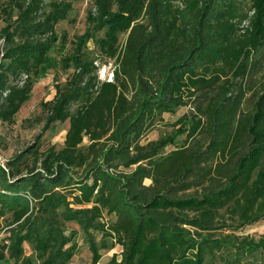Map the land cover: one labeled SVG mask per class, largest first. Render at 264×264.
<instances>
[{"label": "trees", "instance_id": "16d2710c", "mask_svg": "<svg viewBox=\"0 0 264 264\" xmlns=\"http://www.w3.org/2000/svg\"><path fill=\"white\" fill-rule=\"evenodd\" d=\"M239 2L93 0L84 32L63 58L74 73L43 106V130L68 121L63 146L40 151L35 143L0 165V261L70 264L76 232H67L68 223L84 233L92 264L115 246L120 253L107 264H206L223 249L241 264L264 253V235L255 241L233 233L264 220V93L253 113L239 114V79L264 48V0L250 5L251 17L240 15ZM71 9L69 0H0L1 123L14 121L32 77L51 66L55 25ZM246 18L250 26L240 34ZM90 40L98 59L114 61L109 82L98 79L96 60L84 51ZM228 73L231 80L218 83ZM212 88L216 93L197 108L202 120L140 143L183 105L185 91ZM200 129L206 143L190 145ZM182 133L186 143L162 155ZM105 214L115 221L104 223ZM219 230L231 233L213 234Z\"/></svg>", "mask_w": 264, "mask_h": 264}, {"label": "rangeland", "instance_id": "374dc122", "mask_svg": "<svg viewBox=\"0 0 264 264\" xmlns=\"http://www.w3.org/2000/svg\"><path fill=\"white\" fill-rule=\"evenodd\" d=\"M3 2V0H1ZM72 9L67 18L55 25V33L58 40L51 46L49 57L51 66L46 68L39 75L32 77V90L29 99L22 104L11 124L0 122V156L2 159H10L14 154L25 150L35 143L40 147V151H45L49 147L60 149L63 146L68 121L51 125L49 129L43 130L47 110L43 107L45 103L51 101L56 93L57 86H63L74 73L72 65L68 68L63 66V58L72 55L74 40L84 32L86 27L87 12L93 6V0H69ZM240 15H247L250 5L253 6L255 0H239ZM253 9V7H252ZM2 12L0 11V16ZM4 17L0 19V28L5 25ZM101 37V35H99ZM125 41V34L119 36V46ZM3 47V40L0 39V49ZM84 51L88 53L89 58H94L97 67V77L100 81H111L114 61L109 59H98L96 44L90 40L86 43ZM248 74L239 79V84L243 86V100L240 105L239 114H250L254 111V102L264 93V48L255 52L249 60ZM225 80H231V74L222 77L218 83ZM216 93V88L208 90H199L194 96H190L187 91L183 93V105L179 106L174 112L164 114L158 120L155 126L141 139L142 145L148 142L157 141L175 135L176 131L190 127L193 122L200 119V113L197 108L204 106L209 98ZM76 105L71 107L75 110ZM186 134L182 133L174 137L173 143L167 145L162 150V155H169L172 151L180 148L186 143ZM188 142V141H187ZM205 134L200 129L189 141L190 145L205 144ZM83 145H88V140H83ZM145 185L151 184L150 180L144 181ZM227 217V214H224ZM102 221L111 223L115 221L114 216L104 215ZM67 232L75 231L74 243L76 251L70 264H92V254L88 249L85 235L82 230L74 223L66 224ZM6 224L0 219V245L5 241ZM219 233H231L229 230L216 231ZM236 236H247L257 241L261 235H264V220H260L252 225L243 226L235 232ZM96 235V234H95ZM99 240L100 236H95ZM110 244V242H109ZM25 255L31 254L29 245L24 246ZM120 246H115L112 250H100V259L96 264H107L113 254L120 253ZM241 264L250 262V264H264V253L255 252L244 257ZM0 264H13L12 261H0ZM206 264H238L234 261V253L229 249L215 251L212 258L207 260Z\"/></svg>", "mask_w": 264, "mask_h": 264}, {"label": "built area", "instance_id": "2783aa9c", "mask_svg": "<svg viewBox=\"0 0 264 264\" xmlns=\"http://www.w3.org/2000/svg\"><path fill=\"white\" fill-rule=\"evenodd\" d=\"M248 15H249L248 17H251V16L253 15V11H249ZM249 26H250L249 18H246V19L242 20V21L240 22L239 26H238V28H239L238 32H239L240 34L245 33V30L248 29ZM4 161H5V160L2 159L1 156H0V165H1L2 167H3Z\"/></svg>", "mask_w": 264, "mask_h": 264}]
</instances>
